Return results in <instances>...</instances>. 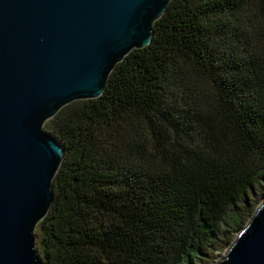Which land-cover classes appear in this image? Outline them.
<instances>
[{"label": "trees", "instance_id": "1", "mask_svg": "<svg viewBox=\"0 0 264 264\" xmlns=\"http://www.w3.org/2000/svg\"><path fill=\"white\" fill-rule=\"evenodd\" d=\"M63 150L43 264H214L264 201V0H172Z\"/></svg>", "mask_w": 264, "mask_h": 264}, {"label": "water", "instance_id": "2", "mask_svg": "<svg viewBox=\"0 0 264 264\" xmlns=\"http://www.w3.org/2000/svg\"><path fill=\"white\" fill-rule=\"evenodd\" d=\"M172 0H0V264H43L35 230L63 150L44 125L98 99ZM214 264H264V201Z\"/></svg>", "mask_w": 264, "mask_h": 264}, {"label": "rangeland", "instance_id": "3", "mask_svg": "<svg viewBox=\"0 0 264 264\" xmlns=\"http://www.w3.org/2000/svg\"><path fill=\"white\" fill-rule=\"evenodd\" d=\"M35 235H36V248H37V250H38L39 237H38V230H37V228H36V230H35ZM224 253H225V251H224L223 253L219 254L218 257H217V260H218L219 258H221V257L224 255ZM217 260H216V261H217ZM216 261H215V262H216ZM215 262H214V263H215Z\"/></svg>", "mask_w": 264, "mask_h": 264}]
</instances>
